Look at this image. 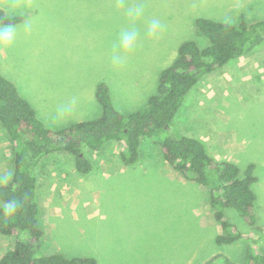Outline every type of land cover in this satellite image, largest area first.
Instances as JSON below:
<instances>
[{
    "label": "rangeland",
    "instance_id": "1",
    "mask_svg": "<svg viewBox=\"0 0 264 264\" xmlns=\"http://www.w3.org/2000/svg\"><path fill=\"white\" fill-rule=\"evenodd\" d=\"M136 6L144 14L133 22L126 9ZM0 8L23 17L14 42L0 44V74L52 130L98 118L99 83L107 84L121 114L143 108L181 43L206 46L197 18L233 25L241 18L264 20V0H124L123 8L118 0H0ZM153 19L165 26L155 37L147 33ZM133 27L139 32L134 50L117 49L122 63L113 64L119 34ZM173 124L200 139L217 161L234 162L241 170L256 165L252 190L257 224L264 229V47L203 77ZM161 138H143L134 167L121 163L116 141L84 152L94 166L87 175L76 172L67 153L43 159L36 192L45 232L42 254L96 257L98 264H202L214 256V264H244L247 242H215L225 233L213 217L208 189L164 161ZM12 171V144L0 125V185ZM224 215L254 252L264 253L263 241L236 211ZM14 243V236L0 234V258Z\"/></svg>",
    "mask_w": 264,
    "mask_h": 264
},
{
    "label": "trees",
    "instance_id": "2",
    "mask_svg": "<svg viewBox=\"0 0 264 264\" xmlns=\"http://www.w3.org/2000/svg\"><path fill=\"white\" fill-rule=\"evenodd\" d=\"M22 21V16H8L0 10V25ZM195 24L206 38V46L199 47L194 41L181 43L176 59L161 72L156 93L143 108L128 115L115 109L109 87L99 83L95 98L101 107L100 116L52 130L42 123L17 87L0 74V125L13 148L11 179L0 185V234L15 237L13 247L0 258V264H98L96 257L42 254L45 232L40 224L36 195L38 167L49 155L67 153L73 157L76 172L87 175L94 166L84 152L87 149L99 152L112 141L122 146L121 163L134 167L140 160L143 138L160 135L164 161L185 180L208 189L213 217L225 233L216 236L215 242L221 245L244 239L247 242L244 264H264V253L254 252L248 237L237 231L224 215L227 209L236 211L264 243V229L257 224L256 196L252 190L258 181L256 165L250 163L241 170L234 162L217 161L200 139L180 133L173 124L187 94L203 77L264 47V20L248 23L241 18L238 25H233L197 18ZM12 199L18 207L9 215L3 204ZM263 249L264 246L262 252ZM217 258L214 256L202 264H214ZM222 264L235 263L224 259Z\"/></svg>",
    "mask_w": 264,
    "mask_h": 264
},
{
    "label": "clouds",
    "instance_id": "3",
    "mask_svg": "<svg viewBox=\"0 0 264 264\" xmlns=\"http://www.w3.org/2000/svg\"><path fill=\"white\" fill-rule=\"evenodd\" d=\"M118 6L123 8L124 0H118ZM143 14L144 9L140 6L129 7L126 9V15L133 22L140 18ZM164 27V24L160 20L153 19L148 26L147 33L151 37L158 36L163 31ZM16 32L17 29L14 24L9 23L0 25V44L10 46L15 40ZM138 37L139 32L134 27L126 29L119 34L118 43L116 44L112 54L113 64L119 65L122 63L120 51L131 53L134 50ZM117 49L120 51H117ZM17 207L18 204L15 199L8 200L3 204L4 212L9 215L14 214L17 210Z\"/></svg>",
    "mask_w": 264,
    "mask_h": 264
},
{
    "label": "crops",
    "instance_id": "4",
    "mask_svg": "<svg viewBox=\"0 0 264 264\" xmlns=\"http://www.w3.org/2000/svg\"><path fill=\"white\" fill-rule=\"evenodd\" d=\"M1 11H3L5 13V10L3 8H0ZM41 210V209H40Z\"/></svg>",
    "mask_w": 264,
    "mask_h": 264
}]
</instances>
